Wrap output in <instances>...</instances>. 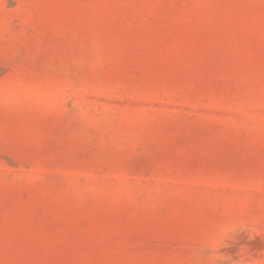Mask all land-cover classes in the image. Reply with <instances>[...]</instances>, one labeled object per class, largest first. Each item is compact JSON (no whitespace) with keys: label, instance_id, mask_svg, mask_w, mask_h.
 I'll use <instances>...</instances> for the list:
<instances>
[{"label":"rangeland","instance_id":"obj_1","mask_svg":"<svg viewBox=\"0 0 264 264\" xmlns=\"http://www.w3.org/2000/svg\"><path fill=\"white\" fill-rule=\"evenodd\" d=\"M0 264H264V0H0Z\"/></svg>","mask_w":264,"mask_h":264}]
</instances>
